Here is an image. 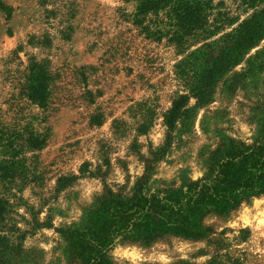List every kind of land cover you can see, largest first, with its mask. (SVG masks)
<instances>
[{
	"label": "rangeland",
	"instance_id": "obj_1",
	"mask_svg": "<svg viewBox=\"0 0 264 264\" xmlns=\"http://www.w3.org/2000/svg\"><path fill=\"white\" fill-rule=\"evenodd\" d=\"M263 135L264 0H0V264H264V194L134 239Z\"/></svg>",
	"mask_w": 264,
	"mask_h": 264
},
{
	"label": "trees",
	"instance_id": "obj_2",
	"mask_svg": "<svg viewBox=\"0 0 264 264\" xmlns=\"http://www.w3.org/2000/svg\"><path fill=\"white\" fill-rule=\"evenodd\" d=\"M254 30L258 31V28H251L241 35L246 46L255 40ZM239 53V44H235L227 55L229 59L236 60ZM219 65L220 62L215 61L208 72L214 74L219 71ZM188 100L187 95H182L173 101L166 118L169 128L173 127ZM234 159L227 160L217 169L209 167L204 176L179 188L171 184L160 196H154L155 200H149L145 210H137L147 218L137 226L139 234L134 239L138 241L140 238L144 244H151L165 236L204 238L208 229L203 220L207 215H227L251 197L264 194V135L260 144L252 145L249 151L242 150Z\"/></svg>",
	"mask_w": 264,
	"mask_h": 264
}]
</instances>
